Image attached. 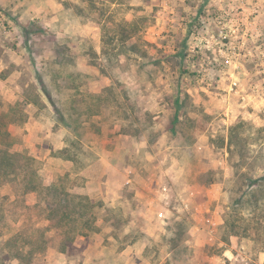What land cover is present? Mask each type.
I'll return each mask as SVG.
<instances>
[{
    "label": "rangeland",
    "instance_id": "obj_1",
    "mask_svg": "<svg viewBox=\"0 0 264 264\" xmlns=\"http://www.w3.org/2000/svg\"><path fill=\"white\" fill-rule=\"evenodd\" d=\"M0 114L99 218L21 205L0 264H264V0H0Z\"/></svg>",
    "mask_w": 264,
    "mask_h": 264
},
{
    "label": "trees",
    "instance_id": "obj_2",
    "mask_svg": "<svg viewBox=\"0 0 264 264\" xmlns=\"http://www.w3.org/2000/svg\"><path fill=\"white\" fill-rule=\"evenodd\" d=\"M179 69L181 70V68ZM49 99L52 101L50 96ZM20 116L23 115L19 114L18 117L21 118ZM3 119L4 115L0 114V190L8 186L11 188L12 193L10 196H0V219L7 220V213L12 215L13 212L19 210L18 208H21V205H24L27 210L32 212L40 208L38 217L43 215L50 217V220H48L54 232L51 238H62L68 234L75 241L88 233L96 232V224L99 222L96 203L90 202L89 197L74 192L73 189L79 187V185L67 188L52 182L46 183L48 178L42 171V164L38 159L26 150L24 152L14 151L15 146L24 145V133L22 136L15 134L13 128H7ZM61 121H66L65 117H61ZM71 134L75 135L76 139L79 137L77 131H72ZM78 146L82 147L80 144ZM78 146L75 145V142L69 141L67 147L57 152L56 155H59L58 157L66 163L77 162V152L75 151ZM70 147H73V149H70ZM90 154L93 158L92 161L85 165L81 171L74 173L77 177L74 183L78 184L83 179L82 175L91 174L92 169L101 163L98 155L95 153ZM85 178L84 182L91 181L86 176ZM257 185L254 186L260 187L259 183ZM80 186L83 188L85 184ZM254 186H251V188ZM245 194L247 196V193ZM69 197L77 200V203L73 204L72 210H69L71 208L68 201ZM31 198H36L37 201L31 204ZM45 206H47V209ZM21 217L22 215L19 214L17 217L12 218V221H19ZM31 223L38 225L36 218H32ZM65 225L67 228L64 230Z\"/></svg>",
    "mask_w": 264,
    "mask_h": 264
}]
</instances>
